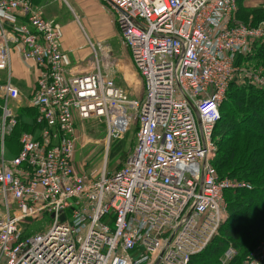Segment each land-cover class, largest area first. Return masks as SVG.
<instances>
[{"label": "built area", "instance_id": "2783aa9c", "mask_svg": "<svg viewBox=\"0 0 264 264\" xmlns=\"http://www.w3.org/2000/svg\"><path fill=\"white\" fill-rule=\"evenodd\" d=\"M103 1L115 11L143 79L142 99H131L103 74L105 47L88 40L76 16L94 57L89 68L68 77L65 26L48 21L30 0H0V13L14 10L27 19L10 30L0 18V72L6 75L0 134L18 125L13 104L22 100L12 84L14 43L41 71L32 105L42 127L39 139L24 133L18 155L0 168V264H190L226 219L227 191L252 189L219 175L214 132L234 79L246 73L264 89L262 71L236 64L264 39V21L239 22V0ZM91 119L106 124V163L111 143L134 120L139 124L124 166L111 174L103 168L98 180L74 161L77 120ZM43 215L51 216L50 228L24 237L23 222ZM234 254L228 250L225 262ZM242 264H264V240Z\"/></svg>", "mask_w": 264, "mask_h": 264}, {"label": "trees", "instance_id": "16d2710c", "mask_svg": "<svg viewBox=\"0 0 264 264\" xmlns=\"http://www.w3.org/2000/svg\"><path fill=\"white\" fill-rule=\"evenodd\" d=\"M240 3L241 0L237 12L239 22L240 17L241 23L254 27L264 21L263 17L256 24L248 23L261 10L241 11ZM236 64L243 69L252 66L250 72L264 68V39L255 41L250 53L238 56ZM214 140L218 154L213 165L219 175L248 182L252 189L227 191L226 219L212 243L203 253L194 256L190 264H242L264 240V89L246 73L234 79L228 88ZM110 153L111 167L116 161L125 163L129 157L127 143L119 141ZM23 226L27 223L23 222ZM230 249L235 254L225 262Z\"/></svg>", "mask_w": 264, "mask_h": 264}, {"label": "crops", "instance_id": "0c3cea01", "mask_svg": "<svg viewBox=\"0 0 264 264\" xmlns=\"http://www.w3.org/2000/svg\"><path fill=\"white\" fill-rule=\"evenodd\" d=\"M30 1L31 3L38 6L41 9V11L47 12L46 14L44 12L45 16L44 15L43 16L48 21L52 23H60L61 25L65 26V29H64V47L65 48L64 50L67 55L66 56L67 76L72 77L73 75L78 74L81 69H87V67L89 68L92 64V58L90 59L87 53L82 54L83 56L81 57L80 52L82 50L85 51L86 49H89L88 47L89 45H87L88 40L91 43H93L92 42L93 40L97 41L98 43H102L104 38L102 37V35L93 34V38H92L93 40L91 39V32L89 28V23H91V18L84 13V6L83 4H81V2H79L80 0H68V1H70V3L73 5L75 9L81 12L82 19L84 20L83 29L85 31V34L88 37V40L83 38L77 32L78 27L75 22L76 14L74 12H71V13L66 12L60 0H30ZM100 1L103 2L105 6L107 5L115 13L113 8L107 2L103 0H100ZM72 13H74L75 15H73ZM46 15H50L49 18ZM0 18L4 22L5 26L9 28L10 30L11 29L14 30L16 27L22 26L23 24L27 23L26 17L21 15L18 11H14V10L8 11V12L2 11L0 13ZM118 29H119V26H118ZM120 32L121 31L119 29V33ZM72 39L77 40L76 47L69 45L70 40ZM122 43L124 44L123 39L121 40V44L118 48H114L112 46V49L114 48L113 57L112 56L110 57L109 53H107V50L110 49V46L103 45L105 47L104 54L106 53L107 55L104 56V62L101 63V71L103 72L104 75L108 77L114 76L115 79L113 80L115 81L116 85L126 90L131 99H138V97L142 95V91H141V95L136 97L137 89H138L137 84L139 82L142 84V90H143V96H144V91H145L144 82L131 59L130 51ZM11 46H12V53L15 54L14 56L12 55V84L16 88H18V90L21 93V99H22L21 100L22 109L17 110V111L15 109L16 117L19 120L20 125L22 126L21 133L26 131L28 133H31L35 139H39L41 135L42 127L37 121L39 111L33 107L32 100L37 90L38 79H39L41 71L35 65L33 61H29V62L24 61L21 51H20L21 45L19 43L11 44ZM123 51L126 52V56H123ZM100 53L102 54L103 52L101 51ZM82 59L83 60L86 59V61L84 62ZM106 59H107V62H105ZM15 63L18 64V70L16 71V73H13L14 72L13 65ZM75 63H76V68H74L75 66L72 65ZM4 77H5V73L0 72V79H1L0 82H3ZM1 99L2 97L0 95V117H1V110H2L1 109ZM86 121H89V120H86ZM78 122H82V121L77 120L76 129H77ZM16 131H18L17 136L15 135L11 136L12 134H10L6 138H3L0 134V168L3 163L11 162L21 150L20 129L18 128ZM77 134H78V130H77ZM128 134L129 133L127 132L123 136L126 137ZM106 135H107V131H106ZM106 135L104 136V139L101 142L102 144L99 146V148H95V149H92V151L86 152V149L82 144V140L80 141V136L78 134L77 149L75 152L74 161L79 171H82L83 173L87 174V176L90 178L91 177L95 178V180H98L100 175L99 177H97L89 173L90 171L89 163L93 162L96 159L102 158V156L98 155V150L100 148H103V149L106 148V142H107ZM96 147H98V145ZM127 150L129 154L128 144H127ZM110 151H111V148H110ZM110 151H109L108 160H107L108 164L105 161H103L105 169L109 168L108 161L110 157ZM94 154L95 156H94V159L92 160L91 157H93ZM2 211L3 210L0 209V216H1Z\"/></svg>", "mask_w": 264, "mask_h": 264}, {"label": "rangeland", "instance_id": "374dc122", "mask_svg": "<svg viewBox=\"0 0 264 264\" xmlns=\"http://www.w3.org/2000/svg\"><path fill=\"white\" fill-rule=\"evenodd\" d=\"M60 2L62 3L63 8L66 12H68V13L74 12L76 14V17L78 18L79 22L82 24V28H83V25H84L83 21L84 20L82 19L81 12L78 11L77 9H75L73 7V5L70 3V1H68V0H60ZM79 2H81V4H83V6H84V13L91 18V23H89V28H90V32H91V39L93 38V34L102 35V37L104 38L102 43H98L97 41H94L92 39L93 44L95 46H97L98 44H102L104 46H106V45L110 46V49L107 50V53H109L110 57L111 56L113 57L114 56L113 49L118 48L120 46L121 40H122L121 32L119 33V29H118V26L116 23L117 15L106 5L109 8L108 9L105 6V4L103 2H101L100 0H80ZM32 5L34 6L35 9H37L39 12H41L42 15L45 16V14L47 12L41 11V9L33 3H32ZM240 9H241V11L259 10L260 9L261 11L255 12L257 14V18L251 17L248 20V23L256 24V21H258L259 19L264 17V0H241ZM44 12H45V14H44ZM74 13H72V14L75 15ZM241 14H243V13L241 12ZM46 16L49 18L50 15H46ZM239 20L241 22H243L240 19V17H239ZM78 26L80 28L79 23H78ZM123 45H125V44H123ZM112 46L114 47L113 49H112ZM88 47H89V49H86L85 51L82 50L80 53H81V57L83 56L82 54L87 53L89 55V58L91 59L94 57V51L90 46H88ZM110 50H111V52H110ZM12 55L14 56L15 54L12 53ZM99 55L101 56V53H99ZM105 55H106V53L104 54V56ZM123 56H126L125 51H123ZM83 61L85 62L86 59H84ZM103 62H104V59H102L101 63H103ZM105 62H107V60H105ZM72 65H74L75 66L74 68H76V63L72 64ZM13 70H14L13 73H16V71L18 70V64L17 63H15L13 65ZM248 70L253 71V67L251 66L250 68H248ZM258 70L262 71L264 74V68L261 67V68H258ZM110 78L115 79L114 76H111ZM137 85H138V89H137L136 97L140 96L141 91H142V95L140 97H138V99H142L143 98L142 84L139 82ZM21 102L13 104L16 111L22 109ZM1 109L2 110H1L0 122L2 120V115H3V99H1ZM17 121H18V125L10 133V134H12L11 136H14V135L17 136L18 131H16V130L18 128L20 129V133H21L22 126L20 125V122L18 119H17ZM38 126H39V124H38ZM77 130H78V134L80 136V141L82 140V144L85 147L86 152H88V151H92V149L99 148V146L102 144L101 142L103 141L104 136L106 135L107 127H106L105 123L102 122L101 120L91 119V120L85 121V122H78ZM138 130H139V124L136 120H134V124L131 126V129L128 131L129 134L126 137L123 136L121 138H116L115 141L110 145V148L113 149V147L116 143H118L119 141H124L129 146L128 156H130V154L134 150L136 143H137ZM24 133H28V132H26V131L22 132L21 136ZM10 134H8V135H10ZM7 136H5L4 138H6ZM21 136H20V139H21ZM127 138L130 141H128ZM97 145H98V147H96ZM104 152H105V149L100 148L98 150V155L102 156V158L96 159L93 162L89 163V165H90L89 173L90 174L97 176V177H99V175H101V172L104 168V162L103 161H105V153ZM94 156H95V154L93 155V157H91L92 160L94 159ZM108 162L109 163L112 162L111 161V153H110V157H109ZM84 164H86V163H84ZM123 166H124V163L116 161V162H113L112 167H111V164H109L110 168H106V170H107V172H112V171L117 170L119 168L121 169ZM91 179L95 180V178H92V177H91ZM0 209L3 210V208H1V206H0ZM1 214H2V212H1ZM25 222L27 223V226H25V227L23 226V236L29 237L32 235L41 234V233L46 232L52 224V219H51L50 215L49 216L43 215V216H38L36 218H34V217L29 218Z\"/></svg>", "mask_w": 264, "mask_h": 264}, {"label": "water", "instance_id": "95a60500", "mask_svg": "<svg viewBox=\"0 0 264 264\" xmlns=\"http://www.w3.org/2000/svg\"><path fill=\"white\" fill-rule=\"evenodd\" d=\"M64 219H65V216L63 215V216H62V220H64Z\"/></svg>", "mask_w": 264, "mask_h": 264}]
</instances>
